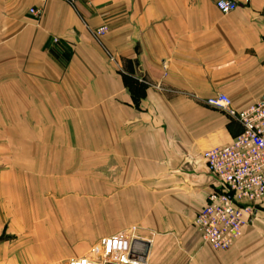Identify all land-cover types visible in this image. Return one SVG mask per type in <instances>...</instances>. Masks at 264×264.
I'll use <instances>...</instances> for the list:
<instances>
[{"label":"crops","instance_id":"1","mask_svg":"<svg viewBox=\"0 0 264 264\" xmlns=\"http://www.w3.org/2000/svg\"><path fill=\"white\" fill-rule=\"evenodd\" d=\"M218 1L0 0V264H68L132 230L149 264L198 257L204 154L242 132L207 101L264 96V0Z\"/></svg>","mask_w":264,"mask_h":264},{"label":"built area","instance_id":"2","mask_svg":"<svg viewBox=\"0 0 264 264\" xmlns=\"http://www.w3.org/2000/svg\"><path fill=\"white\" fill-rule=\"evenodd\" d=\"M65 1L76 7L81 0ZM84 1L90 4L92 0ZM216 6L223 15H229L239 7L230 0H219ZM30 13L37 19L43 14L41 9H32ZM108 31L107 26H102L92 34L99 40ZM207 104L226 112L242 127V132L231 144L204 154L207 168L218 187L210 192L195 221L203 244L215 251H228L243 238L245 228L252 226L264 210V96L244 109H236L225 94L208 100ZM150 245L151 241L140 239L134 230L123 232L101 239L91 252L68 264H149Z\"/></svg>","mask_w":264,"mask_h":264},{"label":"rangeland","instance_id":"3","mask_svg":"<svg viewBox=\"0 0 264 264\" xmlns=\"http://www.w3.org/2000/svg\"><path fill=\"white\" fill-rule=\"evenodd\" d=\"M249 227L253 229L246 234L242 241L228 251H215L200 241L197 250L199 255L195 259H165L152 262V264H264V216L259 222L256 221ZM99 241L87 247L83 256L91 252ZM178 246H174L176 251H180ZM80 247L83 248V246Z\"/></svg>","mask_w":264,"mask_h":264},{"label":"trees","instance_id":"4","mask_svg":"<svg viewBox=\"0 0 264 264\" xmlns=\"http://www.w3.org/2000/svg\"><path fill=\"white\" fill-rule=\"evenodd\" d=\"M132 81H133V80H131V79H129V78H126V83H127V85H128L129 87H131V88H133V87H132V84H133Z\"/></svg>","mask_w":264,"mask_h":264}]
</instances>
